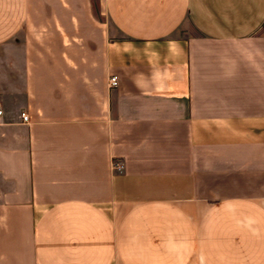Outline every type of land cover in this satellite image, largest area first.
Wrapping results in <instances>:
<instances>
[{
  "label": "crops",
  "instance_id": "1",
  "mask_svg": "<svg viewBox=\"0 0 264 264\" xmlns=\"http://www.w3.org/2000/svg\"><path fill=\"white\" fill-rule=\"evenodd\" d=\"M0 106V264H264V0H0Z\"/></svg>",
  "mask_w": 264,
  "mask_h": 264
},
{
  "label": "built area",
  "instance_id": "2",
  "mask_svg": "<svg viewBox=\"0 0 264 264\" xmlns=\"http://www.w3.org/2000/svg\"><path fill=\"white\" fill-rule=\"evenodd\" d=\"M106 81H107L106 86H107L108 89H112L113 87H115L116 81H115V77L114 76L107 78ZM1 115L2 114H1V106H0V116ZM27 121H28V115L26 113L25 114L24 113L20 114V122L22 124H26ZM111 169H113L114 172L115 171H117V172L121 171L122 170L121 169V163L119 161H115V163L112 164Z\"/></svg>",
  "mask_w": 264,
  "mask_h": 264
},
{
  "label": "rangeland",
  "instance_id": "3",
  "mask_svg": "<svg viewBox=\"0 0 264 264\" xmlns=\"http://www.w3.org/2000/svg\"><path fill=\"white\" fill-rule=\"evenodd\" d=\"M109 96H110V100L112 101L113 96H111L110 94H109ZM110 104H111V103H110Z\"/></svg>",
  "mask_w": 264,
  "mask_h": 264
}]
</instances>
